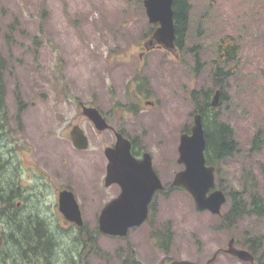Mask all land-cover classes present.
<instances>
[{
	"label": "rangeland",
	"instance_id": "374dc122",
	"mask_svg": "<svg viewBox=\"0 0 264 264\" xmlns=\"http://www.w3.org/2000/svg\"><path fill=\"white\" fill-rule=\"evenodd\" d=\"M188 2L185 51L169 52L146 48L155 23L148 21L142 0H0V53L6 67L2 141L5 148L6 142L13 145L20 166L36 156H49L58 131L63 128L64 133L69 123L89 131L90 147L80 155L88 159L97 150L100 156L103 147L79 106L94 103L105 112L115 111L109 115L110 124L138 138L137 149L150 152L162 182H171L181 168L176 162L180 129L192 122L190 92L210 88L213 95L221 89L225 97H219L216 109L231 125L238 151L219 165L225 188L215 187L241 190L245 179L264 201V139L259 150H250L258 129L264 137V0ZM218 44H234L236 55L214 64ZM215 65L227 74L217 79ZM138 98L137 114L128 112V104ZM104 133L107 143L111 134ZM60 139L63 148L69 146L65 135ZM58 152L65 168V153ZM85 165L80 160L78 176L87 185L92 168ZM97 193L92 199L89 190H78L89 224L100 202L115 189ZM229 203L222 205V214ZM155 206L148 220L131 228L125 238L100 237L109 245L110 264H121L128 252L139 264H168L171 259L205 263L217 248L227 247L230 237L240 246L238 239L255 236L261 237L260 248L253 252L256 263L222 251L210 264H264V216L246 212L233 227H226L218 214L197 209L190 194L178 187L158 193ZM166 230L171 238L164 252V241L155 233Z\"/></svg>",
	"mask_w": 264,
	"mask_h": 264
},
{
	"label": "flooded vegetation",
	"instance_id": "af4514ba",
	"mask_svg": "<svg viewBox=\"0 0 264 264\" xmlns=\"http://www.w3.org/2000/svg\"><path fill=\"white\" fill-rule=\"evenodd\" d=\"M147 49L161 48L158 44H150L147 40ZM166 50V49H165ZM169 51V50H166ZM173 52V51H169ZM142 53V52H141ZM140 53V55H141ZM136 97L138 93L135 94ZM146 103H149L146 100ZM84 104V103H83ZM149 104H152L150 102ZM88 106H95L103 118L108 123L107 128L98 129L93 121L82 114V103H79L80 113L87 118L90 122L93 131L97 136V142L101 144L102 151L99 156L97 150L94 156L85 158L80 155L81 152L87 150L90 147L89 131L83 129L84 134L87 137V147L78 148L74 145L72 140L71 131L73 127L78 123H69L58 131V142L56 145L50 147L51 153L49 156L43 157L36 156L35 161L32 159L27 160L24 166H20V163L15 159L14 147L11 143L6 142L7 151V166H0V261L4 264H110L109 258V245L106 242H100V237H120L103 234L99 230V214L102 208L113 198H115L120 192V186L112 182L106 184L105 177L107 171L108 159L104 153L105 148L113 146L116 141V133L120 132L123 136L127 137L131 142L130 151L135 158H142L145 151H139L137 149L138 138L130 137L125 132L122 126L114 127L109 122V115L113 110L109 112L103 111L97 104H87ZM141 100L138 98L135 102H130L128 112L137 114V111L141 108ZM77 116V114H74ZM79 125V124H78ZM190 124H184V127L190 129ZM110 132L111 139L106 143L104 139V132ZM65 135V140L69 146L63 148L62 139ZM14 141V139H13ZM64 152L68 162L65 168H62L61 158L57 160V156L60 157L58 152ZM25 151L31 154V149L25 147ZM102 156V158H101ZM86 162L84 168H90L89 176L87 178V185L84 184V179H80L78 174L79 162ZM153 164V162H152ZM24 167V169H23ZM68 169V170H67ZM92 176V177H91ZM80 180V181H79ZM86 180V179H85ZM165 189L161 191H155L148 204V211L153 212L156 209L155 198L158 193L168 194L170 190L169 182L164 183ZM115 189L114 195L110 196L104 202H100L98 205V214L93 217V220L89 224L82 214L83 206L78 198V190L91 193V198L95 199L99 196L98 190ZM92 192H96L93 194ZM71 193L80 210L82 224H78L74 220L70 219L61 210V195ZM35 215L40 223H43L47 228L48 235L44 233L37 235L38 231L33 229L28 233L29 236H24L25 229L22 231L15 230L19 225H15L21 218ZM19 219L16 220V218ZM38 222H35L33 227L38 226ZM93 227L91 231L89 228ZM98 235V236H97ZM52 238L51 248L49 251V238ZM126 236H122L125 238ZM26 239V240H25ZM20 240V241H18ZM224 248H217L213 254L207 258L205 263L213 257L215 259L219 252H222ZM129 255L125 256L121 260V264H135V259L132 252H128ZM199 262V261H198ZM209 262L208 264H210ZM169 264V263H168Z\"/></svg>",
	"mask_w": 264,
	"mask_h": 264
},
{
	"label": "water",
	"instance_id": "95a60500",
	"mask_svg": "<svg viewBox=\"0 0 264 264\" xmlns=\"http://www.w3.org/2000/svg\"><path fill=\"white\" fill-rule=\"evenodd\" d=\"M172 5L173 0H143L148 21L157 25L149 43L155 42L168 50L175 47L176 37ZM218 96L217 89L212 97V106H217ZM82 114L90 118L98 129L107 128L108 123L96 107L82 105ZM71 135L76 147H87V137L79 125L73 127ZM130 147V140L117 132L115 144L104 151L108 159L105 182L107 185L115 182L120 186L119 194L102 208L99 215V229L106 234L125 236L129 228L140 225L147 218L153 193L164 188L152 167L150 153L144 152L142 158H135ZM204 149L203 123L200 113H195L190 131L180 133L177 163L183 167L175 173L171 185L184 188L198 209L220 214L226 194L222 189L215 188V168L206 164ZM66 194L61 195V210L80 225L82 219L77 202L71 193ZM224 250L240 260H254L250 251L234 245V237H230ZM169 264L200 263L172 260Z\"/></svg>",
	"mask_w": 264,
	"mask_h": 264
},
{
	"label": "trees",
	"instance_id": "16d2710c",
	"mask_svg": "<svg viewBox=\"0 0 264 264\" xmlns=\"http://www.w3.org/2000/svg\"><path fill=\"white\" fill-rule=\"evenodd\" d=\"M189 5L188 0H173V17L175 23V45L178 50H184V36L187 23L189 21ZM152 32L149 30V33ZM237 51L235 50L234 44H218L217 47V55L214 59V64H218L222 59L230 60L236 55ZM196 60L197 57H196ZM199 66V62L197 61L196 68ZM4 59L0 53V166H7V151L5 150V146L3 144V136L5 134V112L3 110V94H4V84H3V72L5 69ZM196 70L199 71V68ZM195 70V71H196ZM213 76L217 79H220L221 76L227 74V71H222L220 66H214L212 69ZM220 98L225 97L223 91L220 89ZM190 98L192 104L194 105L193 111L201 114V120L204 128V137H205V161L208 165H213L215 167V185L217 187L222 186L221 178L219 175V165L223 163V161L227 158L233 157L234 153L238 151V143L234 138V131L227 122L220 119L218 111L216 108L212 107L210 102L212 99V91L210 88H198L192 89L190 92ZM129 107V106H128ZM130 108V107H129ZM182 130H188L187 127H184ZM260 139H264V137L260 136V130L258 129L251 140L250 150H259L261 143ZM243 176H247L248 172H242ZM173 188V187H171ZM179 188V187H178ZM225 188V187H224ZM251 188V181L243 180L242 189L236 190L233 188H229L228 191H224L227 196V200L230 201L229 208L220 215L221 223L226 227L234 226L235 222L238 218H240L246 212H253L255 215L262 217L264 216V201L261 197L254 192ZM36 216L29 217H20L21 219L15 223V225H19V227L15 228V230L22 231L25 229L24 236L27 238L29 236V232L31 229L38 231L41 234L48 235L47 227L40 223ZM19 217L16 218V220ZM35 222H38V226L33 227ZM155 236H158L163 242V251L166 252L168 249V242L170 241L171 234L168 230L164 232L155 233ZM49 238V236H48ZM260 236H255L249 239L239 240L238 244L244 248H247L251 252H254L256 249H259L261 246ZM26 240V239H25ZM20 241V240H18ZM52 238H49V251H52L51 248ZM237 242V241H236ZM52 243H54L52 241ZM256 252V251H255ZM258 261V258H257ZM0 264H4L0 261ZM135 264H139V262H135Z\"/></svg>",
	"mask_w": 264,
	"mask_h": 264
},
{
	"label": "bare ground",
	"instance_id": "6f19581e",
	"mask_svg": "<svg viewBox=\"0 0 264 264\" xmlns=\"http://www.w3.org/2000/svg\"><path fill=\"white\" fill-rule=\"evenodd\" d=\"M2 137V136H1Z\"/></svg>",
	"mask_w": 264,
	"mask_h": 264
}]
</instances>
